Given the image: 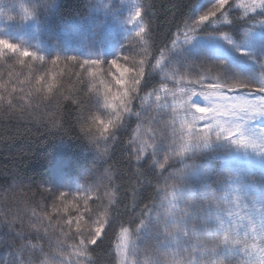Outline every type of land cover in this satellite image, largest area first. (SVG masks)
Wrapping results in <instances>:
<instances>
[{"label":"snow or ice","instance_id":"1","mask_svg":"<svg viewBox=\"0 0 264 264\" xmlns=\"http://www.w3.org/2000/svg\"><path fill=\"white\" fill-rule=\"evenodd\" d=\"M41 2L45 10L56 8L57 0ZM110 3L93 0L92 9L109 13ZM23 10L22 22L35 19L36 9ZM148 11L136 3L127 20L136 26L126 39L127 51L136 54L110 60L91 55L97 43L109 40L99 25L90 40L79 32L66 34L58 45L65 54L51 58L0 37V58L10 54L29 70L24 75L11 66L7 79L0 72V118L46 119L63 129L66 106L74 105L77 139L86 140L107 164L75 189L42 181L40 192L51 204L32 192L26 200H14V210L0 211L14 256L4 264H92L91 246L103 243L119 214L121 182L112 153L121 128L127 129L123 137L134 162L131 174L124 173L129 176L125 191L138 211L119 223L116 264H264V59L245 78L218 53L182 69L164 66L181 34L187 44L208 22L232 24L241 18L249 33L257 24L264 29V0H215L196 20H184L172 47L151 59ZM218 35L231 43L227 32ZM83 50L87 57L67 54ZM36 61L42 62L43 74H34L31 62ZM61 65L78 70L71 72L70 87L61 79ZM157 70L160 85L145 94L146 78ZM133 117L135 127L128 123ZM212 158L222 159L223 166L213 168ZM248 159L259 167L238 164Z\"/></svg>","mask_w":264,"mask_h":264},{"label":"trees","instance_id":"2","mask_svg":"<svg viewBox=\"0 0 264 264\" xmlns=\"http://www.w3.org/2000/svg\"><path fill=\"white\" fill-rule=\"evenodd\" d=\"M149 9L148 17L152 22L150 41V56L154 54L159 58V49L163 47L171 48V41L175 39L178 28L183 30V21L189 20L196 8L203 0H138ZM88 15L87 0H60L56 10L55 19L57 22H71L82 20ZM249 28L245 19L237 18L232 24H223L210 27L206 24L198 30L197 36H217L221 31L228 33L234 41L238 42L242 38V31ZM11 59L10 54H6ZM154 62V61H153ZM23 77V76H22ZM74 80H70L65 87H70ZM160 78L155 73H150L143 85L145 94L151 92L153 87L158 88ZM47 111L41 109V112ZM134 118L129 120V126L135 127ZM64 128L57 129L51 127L46 119L36 123L32 119L9 120L0 118V211L7 212L14 210L16 204L14 200H26L32 192H36V199L40 200L41 195L45 203L51 204V197L47 193H41V182L46 181L52 187L50 180V159L61 150L59 156L60 171L64 179L78 182L90 181L94 179L90 173L96 170L97 174L104 172L107 164L105 161L96 159V155L90 149L86 140L77 139L80 136L79 127L75 125V106H66ZM127 134L126 128L118 130L117 135L120 142L113 145L112 159L117 162L119 173L118 181L121 182L120 205L118 215L109 235L98 242L97 246H91L92 264H116L117 254L116 245L118 243L116 233H119L120 221H127L129 216L138 211V208L131 207V192L125 191L129 187V174L132 172V164L128 160L130 149L126 146L124 135ZM213 168H217L221 162L210 160ZM262 173L256 171L259 177ZM91 177V178H90ZM15 182V187L13 183ZM155 183V180H153ZM31 190V191H29ZM24 193L25 195H21ZM145 203L147 200L144 201ZM125 227L129 224L125 223ZM7 228L0 227V264L4 261L14 260L11 252L10 238L6 235ZM33 242H36L33 236Z\"/></svg>","mask_w":264,"mask_h":264},{"label":"rangeland","instance_id":"3","mask_svg":"<svg viewBox=\"0 0 264 264\" xmlns=\"http://www.w3.org/2000/svg\"><path fill=\"white\" fill-rule=\"evenodd\" d=\"M59 1L57 0L56 7ZM105 2L107 3L108 0H105ZM136 3L140 2L138 0H111L109 4L111 11L107 13L103 8L92 9L93 0H87V17L82 20L62 23L57 22L55 19L56 8L54 10H45L41 0H0V37L9 38L13 42L36 50L45 58H51L57 54H65L58 45L64 42L66 34L79 32L80 36L87 37L90 40L92 31H95L96 25H99L103 28L104 34L109 37V40L107 43H97L95 45L91 50L93 57L110 60L119 55H135L136 52L127 51L126 39L136 27L127 23ZM214 4L215 0H203L188 21L196 20L201 14L209 11ZM25 7L36 9L35 19L27 22L20 20V17L24 15L23 8ZM231 11L235 12L238 10L232 9ZM8 15H12L15 19L9 22L7 20ZM207 24H210V27L223 25L216 22H208ZM229 39L231 43L220 38L219 35L206 37L196 35L189 43L185 44L183 42V35L181 34L180 40L177 41L178 47L168 53L164 66L182 69L189 64L203 61L211 53H218L225 58L226 63L232 65L241 74V78H245L249 73H254L258 63L264 59V29L257 24L251 33H249V28L243 30L240 41L236 42L231 37ZM136 51L138 52L139 49ZM67 54L87 57L89 52L88 50H83ZM31 63L35 65L33 69L34 74H43L41 68L42 62L36 61ZM11 66H15V71H23L24 75H27L29 72L28 69H21V66L16 64L14 56H11V59H9L5 54L4 57L0 58V72L4 73L5 79H7V72ZM59 71L65 85L68 81L75 80V77L71 76V72L78 70L61 65ZM63 73H68V75L64 76ZM152 73L157 74L161 81L159 70ZM50 75H55V72H50ZM21 79H23L22 76ZM59 82L60 80L58 79ZM172 86V81H169L168 87L171 88ZM88 145L96 155V159L105 161V159L99 158L94 147L89 143ZM60 154L61 150L57 151L50 159V180L52 187L60 190L75 189L81 182L76 180L69 181L63 178L60 171ZM212 160L221 162L217 169L224 164L222 159L212 158ZM238 164L242 167H259V162L255 159L241 160ZM256 171L261 172L258 168ZM13 187H15V183H13ZM20 206L23 207V205ZM0 243H2V240H0ZM132 259L134 258L129 257L130 261ZM8 261L11 262V260Z\"/></svg>","mask_w":264,"mask_h":264}]
</instances>
